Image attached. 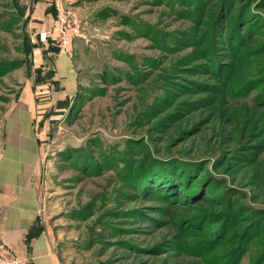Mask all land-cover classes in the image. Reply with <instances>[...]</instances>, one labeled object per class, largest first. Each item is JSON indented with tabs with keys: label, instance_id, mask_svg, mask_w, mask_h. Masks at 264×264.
I'll return each mask as SVG.
<instances>
[{
	"label": "rangeland",
	"instance_id": "obj_1",
	"mask_svg": "<svg viewBox=\"0 0 264 264\" xmlns=\"http://www.w3.org/2000/svg\"><path fill=\"white\" fill-rule=\"evenodd\" d=\"M33 2L0 0V150L59 47ZM80 2L76 94L35 98L61 264H264V0Z\"/></svg>",
	"mask_w": 264,
	"mask_h": 264
},
{
	"label": "crops",
	"instance_id": "obj_2",
	"mask_svg": "<svg viewBox=\"0 0 264 264\" xmlns=\"http://www.w3.org/2000/svg\"><path fill=\"white\" fill-rule=\"evenodd\" d=\"M65 1L78 10L82 8L84 17L90 15L80 0ZM30 15L32 21L39 23L41 32L55 22L51 0H34ZM47 51L54 64L50 79L27 87L10 108L4 118L0 150V243L12 249L24 264H61L48 234L39 226L44 143L38 130L35 98L40 94L71 98L76 94L79 78L71 54H60L54 48ZM32 230L39 231L28 241Z\"/></svg>",
	"mask_w": 264,
	"mask_h": 264
},
{
	"label": "built area",
	"instance_id": "obj_3",
	"mask_svg": "<svg viewBox=\"0 0 264 264\" xmlns=\"http://www.w3.org/2000/svg\"><path fill=\"white\" fill-rule=\"evenodd\" d=\"M53 6L56 10L55 33L59 46V53L70 54L72 44L81 35L83 29V19L71 7L65 5L64 0H54ZM40 39L47 40V33H41ZM0 264H24L17 254L0 243Z\"/></svg>",
	"mask_w": 264,
	"mask_h": 264
},
{
	"label": "trees",
	"instance_id": "obj_4",
	"mask_svg": "<svg viewBox=\"0 0 264 264\" xmlns=\"http://www.w3.org/2000/svg\"><path fill=\"white\" fill-rule=\"evenodd\" d=\"M52 7H53V5H52ZM58 49V51H59V47H57ZM39 230H37V232H38ZM37 232H34L33 230L29 233V235H28V241H30L35 235H36V233Z\"/></svg>",
	"mask_w": 264,
	"mask_h": 264
}]
</instances>
